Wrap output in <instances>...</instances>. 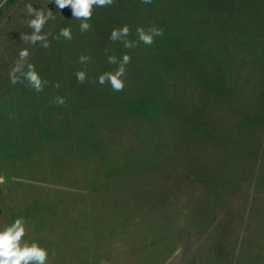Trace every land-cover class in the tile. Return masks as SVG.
<instances>
[{
  "label": "rangeland",
  "instance_id": "obj_1",
  "mask_svg": "<svg viewBox=\"0 0 264 264\" xmlns=\"http://www.w3.org/2000/svg\"><path fill=\"white\" fill-rule=\"evenodd\" d=\"M28 4L55 16L47 49L21 40ZM88 22L0 0V230L23 217L48 264H264V0H115ZM125 24L163 35L125 49ZM24 48L42 92L10 82ZM125 53L123 91L101 86Z\"/></svg>",
  "mask_w": 264,
  "mask_h": 264
},
{
  "label": "clouds",
  "instance_id": "obj_2",
  "mask_svg": "<svg viewBox=\"0 0 264 264\" xmlns=\"http://www.w3.org/2000/svg\"><path fill=\"white\" fill-rule=\"evenodd\" d=\"M52 2V0H51ZM59 9H64L67 6L71 7L72 16L75 19L81 20V33L88 31L91 28L88 22L95 7H108L115 3V0H54ZM143 4H150L152 0H141ZM27 12L33 18L28 21V27L33 31L31 35L21 34V40L31 45H36L38 42L47 49L50 45L48 43L47 34H42L45 24L50 19H55L53 12L42 9L36 10L33 5H26ZM130 27L124 25L120 28H114L109 36L112 42H122L125 49H134L138 46V42H142L146 46H151L155 42V38L163 35V29L155 26L149 27L147 30L143 27L136 29L138 41L129 40ZM66 40L72 39L70 27L62 28L59 36ZM107 51V50H106ZM29 50L27 48L21 49L18 53V59L15 61L12 69L9 72L10 82L15 85L17 83L27 82V86L36 92H42L44 87L48 84L47 80L42 79L36 71L35 65L28 61ZM90 60V57L81 55L78 63L84 64ZM131 62V57L125 53L122 60L117 61L115 55L107 57V63L117 64L114 71H106L99 75L98 83L103 86L106 83L110 84L115 92L123 91L125 88L126 66ZM78 83L83 84L87 80V73L83 70H78L76 73ZM97 82V81H94ZM56 89H59V82L54 84ZM53 102L58 106H64L66 100L62 96L53 97ZM3 179L0 178V183ZM27 234V226L23 217L15 219V221L0 230V264H48L49 252L46 248L41 247L38 242H31L23 240Z\"/></svg>",
  "mask_w": 264,
  "mask_h": 264
}]
</instances>
